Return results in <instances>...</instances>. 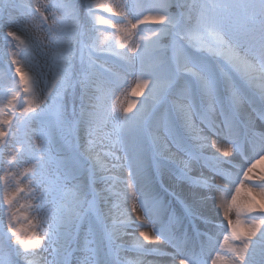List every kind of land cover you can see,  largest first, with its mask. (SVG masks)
Returning a JSON list of instances; mask_svg holds the SVG:
<instances>
[{
    "label": "snow or ice",
    "instance_id": "obj_1",
    "mask_svg": "<svg viewBox=\"0 0 264 264\" xmlns=\"http://www.w3.org/2000/svg\"><path fill=\"white\" fill-rule=\"evenodd\" d=\"M86 7L87 16L80 19L77 5L69 0H48L34 10L28 6V16L39 19L44 39L54 50L47 65L49 72H56L52 87L44 84V72L32 59L44 41L16 31L6 33L17 42V51L11 53L17 79L0 95V145L12 138L14 121L16 125L42 121L56 107L60 118L79 130L87 147L69 173L78 181L70 200L64 189L45 180L44 156L51 143L45 131H40V143L29 148L33 158L29 167L16 171L13 154L7 167L0 169V225L3 215L7 216L6 232L0 236L5 258L0 264H19V260L47 264L44 253L53 255L51 264H72L74 257L76 264H125L122 250L139 256H168L172 264L177 259L179 264H207L201 259L203 246L200 253L189 250V231L207 238V250L214 253L211 264H264V132L257 133L251 121L241 116L245 107L258 106L264 121V0H191L183 5L169 0L123 5L88 0ZM172 7L184 11L173 14ZM69 18L74 25L68 24ZM90 32L105 38L92 43ZM73 37L80 45L79 69L74 63ZM165 50L173 55L156 60V54ZM93 52H110L123 61L124 75L107 68L97 73L95 69L102 65L92 58ZM162 78L166 85L161 84ZM75 88L82 89L80 111L67 117L61 93ZM22 94L27 97L23 102ZM169 95L178 99L169 102ZM141 96L143 100L134 99ZM101 139L112 141V150L105 153L115 161L112 167L128 169L125 204L131 207L120 211L116 219L113 206L100 207L105 201L112 205L110 198H101L100 205L95 198L92 203L86 199L89 185L105 182L110 171L94 151ZM247 146L251 155L245 151ZM233 153L244 161L234 174L224 168L232 162L223 159ZM205 170L211 175H205ZM165 174L198 190L192 193L194 203L184 205L183 215H177L162 195L167 193ZM217 178L224 183L217 184ZM134 186L138 195L132 191ZM215 193L221 194L219 204ZM21 198L35 200L34 218L20 214L25 207L19 204ZM205 199L216 205L217 215L222 216L219 222L197 210L195 205ZM85 205H89L87 211ZM138 209L144 215L133 220L131 214ZM197 221L219 229L214 243L207 230H199ZM145 229L155 233L156 243L162 241L173 251L147 247L154 241ZM84 232L88 237L101 234L107 245L86 237L81 246ZM124 238H130V249L123 247Z\"/></svg>",
    "mask_w": 264,
    "mask_h": 264
},
{
    "label": "rangeland",
    "instance_id": "obj_2",
    "mask_svg": "<svg viewBox=\"0 0 264 264\" xmlns=\"http://www.w3.org/2000/svg\"><path fill=\"white\" fill-rule=\"evenodd\" d=\"M48 0L45 1L47 3ZM58 3L64 2V0H57ZM69 2H74L77 5V17L80 19H83L87 16V3L88 0H69ZM111 3H119L121 5L125 3H138L140 0H109ZM170 3L173 5L179 4L183 5L186 2H191V0H169ZM9 5L12 7L9 8ZM28 6L30 4L28 3V0H0V23H3L4 25H8V22L16 18L15 16L18 14V16H28ZM170 11L173 14H178L180 12L184 11L183 7H172ZM101 15H104L105 17L108 16L106 13H100ZM59 15V14H58ZM27 19L31 17H27ZM23 18V17H21ZM24 18L23 20H27ZM32 19V18H31ZM33 22L38 26L40 29L41 24L39 19L33 20ZM51 20H48V23L51 24ZM69 25H74V21L69 18L68 20ZM92 27V22L89 18V29ZM97 27H104V26H99ZM142 28L145 26H141ZM147 27H153L152 25H148ZM111 31V30H109ZM74 32V28H73ZM4 33V32H3ZM90 36L92 37V40L90 42L92 43H98L99 41L103 40L105 37L100 35L99 33L96 32H90ZM71 42L74 46L75 49V66L77 69L80 67V45L76 43V39L73 37L71 38ZM167 43V42H165ZM16 41H12L10 37H7L6 34H0V95L4 94L7 92V89L12 86L13 80H16L17 78L15 77L14 74V68L12 67H6L5 65V59L11 60V53L13 51H17L16 48ZM3 53V54H2ZM54 54V50L51 48L50 49V54L46 57V54L44 56L43 54V60L41 59L40 62H37L36 64L40 65L43 72H44V81H46V85L49 87L53 86V80L56 77V72L55 70L49 72L47 65L51 63V57ZM42 55V54H41ZM84 60L85 63L88 62L89 59V53L88 50H84ZM99 53H92V58L99 62L98 58ZM173 53L170 50H165L162 53H157L155 56L156 60H167L169 59ZM4 56V57H3ZM100 56V55H99ZM104 56V55H103ZM107 56V55H106ZM46 57V58H45ZM112 57H109L107 60L102 59L104 61L105 65L104 67H97L95 71L97 73H103L104 69L107 68L111 72L118 73L119 70H121L124 73V68L122 65H110L109 67H106L108 63L111 62ZM106 60V61H105ZM108 61V63H107ZM99 65V64H97ZM120 67V68H119ZM116 69V70H115ZM118 69V71H117ZM47 71L49 72L48 75L46 76ZM49 74H52L53 79L49 80ZM82 89L80 88H75V89H68L66 92L61 93L62 97V105H63V111L66 113L67 117H72L73 112L79 113L80 111V96H81ZM27 97H23L22 94V100ZM134 99H140V98H134ZM168 101L171 102V97L170 95L168 96ZM253 121L259 122L260 127L255 128L257 133L264 132V121L261 120L260 117H256L255 115L251 116ZM73 119H75L73 117ZM14 127L12 129V138H8L7 144L5 145V148L3 149V155L0 159V169L6 168L7 164L6 162L10 159V157L15 154L17 156V165L18 167L15 169L18 172H22L25 167H29L32 163V154L29 151V148H35V145L40 143L39 140V134L40 131H45L47 134H49L51 143L49 145L48 151L45 153L44 159L46 163V175H45V180L53 185V186H59L60 188L64 189L66 192V198L68 200L71 199V193L75 190L76 188V183L78 181L73 180L69 173L73 171L74 168V163L78 159H82L84 157V153L81 150V144H82V139H81V133L79 130L75 127L69 126V124L66 122L65 119H61L60 116L58 115V109L56 107H52L49 109V111L44 115L42 121L37 120L28 124H20L16 125V122L14 121ZM31 132H35V137L31 135ZM212 140H218L217 137L212 136ZM219 143L224 142L222 140H218ZM222 144V145H223ZM53 149H57L58 154H55ZM235 157L237 158L236 160L233 161H239V156L234 153ZM56 160H62V169L60 170V167H58V163H55ZM242 162V160H241ZM225 170L231 169L232 167H227L224 165ZM3 176V171L0 170V177ZM27 187V185H25ZM47 186V185H46ZM2 187L3 183L2 180H0V198H2ZM166 189L167 187L164 186ZM172 190V188H170ZM169 189V190H170ZM87 196L86 199L92 203L95 198V204L100 205V196L95 184H90L89 187L86 189ZM163 192V191H162ZM216 194V193H215ZM218 194V193H217ZM162 195L166 196L167 201L169 204H171L173 207L175 206L176 209L181 212L182 214L184 213V208L182 209L181 207H184V205L181 201L174 200V197L171 195H167L162 193ZM23 197V194H22ZM52 197L49 196V200H51ZM182 199V197L180 198ZM31 203L33 207L29 208L28 204ZM19 204H24L25 209L22 208L20 209V214L21 215H30L33 216L35 214V200H29L28 198H21L19 200ZM19 204L17 207H19ZM51 207V205H49ZM89 205H85V210L87 211ZM101 209L103 210V205H100ZM29 213V214H28ZM187 219V218H186ZM188 221V220H187ZM23 223V221H21ZM159 226V225H157ZM7 229V216L3 215V224L0 225V236L4 233V229ZM153 236H155L154 232H151ZM10 235V234H9ZM208 235L212 236V239L214 237L213 234L208 233ZM96 240L98 242L102 241L104 245H107V240L102 237L101 234L97 233L96 236L94 237H88L87 232L82 233L79 238V242L82 238V241L85 243V238ZM188 244H190L189 240L187 241ZM206 249H208L209 242L207 241L204 245ZM75 247V245H73ZM77 255V254H76ZM121 258L123 261H125V264L130 261H134L133 259H130L129 257L126 258L125 256L121 255ZM4 252L2 250V242H0V259H4ZM169 258V257H166ZM19 264H25L22 260H19ZM72 264H75V257L72 259Z\"/></svg>",
    "mask_w": 264,
    "mask_h": 264
},
{
    "label": "bare ground",
    "instance_id": "obj_3",
    "mask_svg": "<svg viewBox=\"0 0 264 264\" xmlns=\"http://www.w3.org/2000/svg\"><path fill=\"white\" fill-rule=\"evenodd\" d=\"M45 1L46 0H28V3L30 4V6L33 7V10H34V7L38 3L44 4ZM140 2H141V0H140ZM47 14L48 13H46V15ZM57 14H59V13H57ZM25 16H27V15L18 16V14H17L15 16L16 18H14L10 22H8V25H4L3 23H0V34H6L8 31H16L18 35L27 34L30 36L38 37L41 40H43L44 46L43 47H37L32 53L33 63L36 64L37 62H40L41 59L43 60V57L45 56V54H46V57L50 54L51 48L48 47V41L44 39V35H45L44 32L38 28V26L33 22V19H31V18L27 19ZM21 17H23V18H21ZM24 18H26L27 20H23ZM49 19L51 20V17H49ZM113 19H115V18H113ZM152 26L153 27H159L156 25H152ZM43 54H44V56H43ZM99 55H98V58H100L98 60L99 62L96 61V63L99 65H102V67H104V65H105L104 64L105 62L102 61V59L107 60L109 57H112V59H111L110 63H108V61H107L108 64L106 65V67H109L110 65H117L118 66V65L123 64V61H120L117 57L113 56L110 52L99 53ZM5 61H6L5 62L6 67H11V60L5 59ZM22 63H23V61H22ZM137 68H139V62H137ZM38 70H40V69H38ZM48 71L46 73V76L49 73ZM117 71H118V69H117ZM115 73H116V71H115ZM118 73L121 76L124 75V73L121 70H119ZM50 78H51V80L53 79L52 74H49V80H50ZM127 79L130 83L133 82V77L129 76V77H127ZM43 81H44V79H43ZM45 83H46V81H44V84ZM161 84L166 85L167 80L162 78ZM170 97H171V101H173L174 99H178V97H174L172 95H170ZM139 98H140L139 100L144 99L143 96H141ZM137 107H139V103H137ZM133 111L135 112L136 110L133 109ZM252 115H256L257 117H260L258 106L256 109L245 107L243 112L241 113V116L245 121H249V120L251 121L252 127L259 128L260 127L259 124L255 123V121H253V119L251 117ZM31 135L35 137L36 134H35V132H31ZM213 137H215V136H213ZM213 141H216L220 146H225L223 143H222L223 145L221 143H219L218 140H213ZM81 145H82L81 150L85 154V148L87 147V145L85 144L84 140H82ZM4 148H5V145H0V159L3 155L2 153H3ZM111 150H112V141L109 139H101L96 144L94 151L98 155L99 159L102 162L106 163L110 169V171H108L105 174V182H102V183L97 182L96 187H97L100 198H110L111 199L112 205H108L107 202L105 201V203L102 204L103 210H106L108 207L113 206V217L112 218L116 219L118 213L120 211H123L125 208H130L131 204L130 203H128L127 205L125 204V195L127 194V191H128L127 185L125 183L128 180V169L126 167L125 168H121V167L113 168L112 167V165L115 163V161L111 158V156L105 155L106 152H110ZM245 151L247 152L248 155H251L250 146H247ZM117 155H123V153L119 152V153H117ZM223 159L236 160L237 158L235 157V155L233 153L230 157L223 158ZM243 163L244 162L238 161L235 163V165L237 166L236 168L227 169L226 171L234 174L238 170V166L243 164ZM196 174L197 173L193 172V175H196ZM205 175H211V173H208L207 170H205ZM216 183L222 184V183H224V181L220 178H217ZM77 184L78 183H76V186H77ZM164 186L167 187V193L166 194L168 196L169 195L173 196L174 200L184 202L183 203L184 205L194 203L192 193L196 192L198 190L191 188L187 184H183L176 177H171V176L165 174ZM170 188H172V190ZM132 191L138 195V191H137V188L135 186L133 187ZM173 193H175V195H173ZM215 196H216V204H219L221 201V194L216 193ZM181 197H182V199H180ZM195 206H196L197 210L199 212H201L204 217H207L208 220H210L214 223L219 222L222 219V216L217 215L216 205H214L212 199L202 200L201 202L197 203ZM175 211H176L177 215H183L177 209H175ZM137 215L143 217L144 213L142 210L138 209V211L136 213L131 214V218L133 220H135ZM108 223L111 224V220L108 221ZM184 223H185V225H187V219L186 218L184 220ZM197 226L201 232H204L205 230H207L209 233L213 234L214 237H213L211 242L212 243L215 242L216 236L219 232V229L215 228L214 226L206 224L204 221H197ZM3 229H4V232H6V228L4 227ZM145 230H148L150 233L152 232L151 229H145ZM136 235L138 236V231L136 232ZM155 239H156V237L153 236L154 242L151 244H148L147 247H149V248H157L158 247L161 250L167 251V252L173 251V249L169 245L165 244L162 241L159 243H156ZM121 243H122L124 248H127V249L131 248L130 238H124L121 241ZM80 244H81V246L84 245L82 238L80 240ZM188 248H189V250L195 251L197 253V250L195 248L190 247V246H188ZM76 254H77L76 255L77 257L81 255V253H79V252H77ZM120 254L125 256L126 258L129 257L130 259H133L134 261L140 260L141 264H172L170 257L166 258L168 256H155V255L139 256L136 252L131 251V250H128V251L122 250L120 252ZM43 256H44L45 260L47 261V264H51V261L53 260V255L49 254V253H44ZM213 256H214V253L204 252L203 255L201 256V259L207 260V264H211V259ZM37 259L39 260V258H37ZM23 262H25V261H23ZM25 264H26V262H25ZM75 264H76V259H75ZM175 264H179V259H177L175 261Z\"/></svg>",
    "mask_w": 264,
    "mask_h": 264
}]
</instances>
